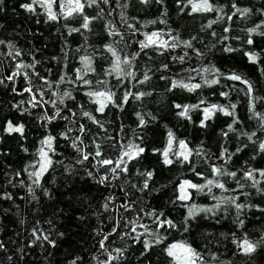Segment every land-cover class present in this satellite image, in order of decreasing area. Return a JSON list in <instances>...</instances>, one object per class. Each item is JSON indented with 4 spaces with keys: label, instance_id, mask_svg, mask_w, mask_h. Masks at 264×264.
Segmentation results:
<instances>
[{
    "label": "trees",
    "instance_id": "obj_1",
    "mask_svg": "<svg viewBox=\"0 0 264 264\" xmlns=\"http://www.w3.org/2000/svg\"><path fill=\"white\" fill-rule=\"evenodd\" d=\"M29 2L0 0V40L6 42L0 45V79H4V84H0V243L3 244V248H0V264H72L73 260H76V264H99L107 259V254L99 247V241L117 222V232L105 243L109 251L116 248L125 251L113 264H172L165 249L172 243L185 241L201 252L208 264H264V191H257L251 186L252 181L244 178V172L248 169H264V152L259 149V144L264 142V127L249 110L251 101L255 105L254 110L264 114V34H261L264 33V26L251 35L247 31L264 22V0H211L223 11L205 13H191V6L185 7L187 0H163V3L149 0L148 4L140 0H110L108 5H100L104 9V16L93 20L90 30L81 28L79 32L71 34L69 29L80 28L82 17L67 20L60 17L58 21H48L44 8L35 6L34 14L21 7ZM118 3L127 4V8L119 7ZM233 3L241 9H251V12L244 16L237 14L229 21L227 16L234 11L231 7ZM53 11L59 13L58 5H53ZM98 11L95 6L85 8V14L90 17L96 16ZM121 11L128 17V22L138 29L134 35L132 30L122 24ZM221 16L224 18L219 19ZM161 20L166 22L161 23ZM213 20L216 23L208 27ZM109 21L112 22L113 30L124 34V41L119 36H109L106 29ZM226 27L230 28L228 33L224 32ZM154 31L163 32L165 35L162 38L170 43L169 32L181 41L191 40L192 47L180 44L176 49L169 50L149 48L146 55L140 53L130 68L124 66L127 71L135 73V78L123 76L118 79L115 73L106 75L115 57L105 45H112L121 59L125 56L130 58L133 53L140 51L136 42L144 39L143 33ZM225 36L227 40L223 39ZM249 38L253 40L251 45L247 43ZM8 42L21 51L20 57L13 59L8 55L9 51H13L7 47ZM226 48L232 50L226 51ZM197 50L202 55H196ZM185 53L184 62L172 59ZM250 53L256 54V62L249 59ZM83 56L91 58L94 69L85 76L92 81L88 86L76 80V69L83 67L80 59ZM33 58L39 61L35 69L20 71L29 74L36 71L53 82L51 89L45 87L44 99L55 100L62 109L61 117L66 116L68 120L57 117L49 123L44 117L45 113L48 116L54 114L51 103L32 107L27 103L29 93L23 92L28 86L24 76L19 75L14 81L6 79L17 71L18 62L31 64ZM164 65H168L167 69ZM204 68L218 69L219 73L201 71L198 74L191 71ZM145 72L150 79L139 83ZM231 74H237L242 80L251 83V97L246 94L244 83L227 78ZM61 76L65 80L57 85L55 82ZM189 77L194 79L190 80ZM205 78L218 79L219 82L209 86ZM32 80L36 85L41 83L35 76H32ZM98 80L107 81L106 86L116 93L114 99L117 103L126 91L151 95H145L140 100L129 98L123 110L110 104L105 113L100 114L95 111L98 105L92 102L95 98L85 94L104 90L105 85L97 84ZM173 80L199 83L201 87L193 91L183 87L173 88ZM13 88L17 91L13 92ZM66 91L71 92L74 99L63 97ZM17 92H23V95ZM222 92H227L228 96H222ZM60 97L64 99L63 104L59 103ZM21 101L25 103L20 104ZM177 104L199 107H192L187 116H181L179 113L183 108L175 107ZM213 104L226 108L235 104L236 118L240 122L233 124L232 116L217 110L201 126L203 109ZM83 111L92 113L103 122L107 133L84 117ZM73 112L75 116H72ZM140 117L145 121L143 125H140ZM9 121L14 126L22 124L23 135L5 131ZM80 124L89 130L81 136L88 145L85 152L94 150L91 145L93 135L99 134L98 140L107 145L111 141H107L106 137H117L118 133V139L124 143L132 140L140 144L145 152L129 163L127 175L120 174L119 179L100 184L98 179L105 174V169L97 172L91 160L83 164L76 163L78 154L71 146V138L81 135L75 131ZM230 124H233V131H229ZM69 127L74 130L69 133L70 139L66 140L61 133ZM169 132L172 133L169 155L175 162L166 165L163 151L169 147ZM243 133L255 135L249 140ZM49 135L56 138L53 142L56 153L52 155L54 163L41 178V186L36 187L28 174L34 170L29 165L36 162L41 141ZM181 140L192 150L189 161L184 163L175 160L173 155L183 151L179 145ZM225 149L227 154H231L230 159L227 154L221 158ZM104 151L108 157L117 155L116 150L110 147H105ZM211 165L223 166L237 175L235 178L215 176ZM193 167L195 172L192 171ZM147 171L153 173L148 180L149 188L139 191L146 177L138 173ZM89 172L93 175L89 176ZM197 172L207 179L219 180L229 191L216 187L212 188L211 193H208L207 188L204 192L188 189L192 194L191 200L178 201L179 185L183 181L197 184L206 182L196 175ZM256 179L260 181L258 187L264 189V177L257 173ZM237 181L244 185L242 189L238 187ZM30 187L34 192L29 191ZM108 196L114 199L105 210L102 205ZM213 196H238L237 203L246 205L239 216L243 224L237 222L235 207L223 204L214 210V214L203 211L197 213L187 221L188 230L185 231L188 207L193 204L200 208L213 207L218 202ZM133 201V211L125 212L119 208L120 204ZM141 208L144 212H163L164 217L176 225L175 228L160 229V235L166 238L147 252L143 241L151 240L152 237L141 236L137 243L124 235L131 228L130 225L125 226V222L136 218L138 214L141 223L149 225L152 230L156 229L152 219L140 212ZM33 228L51 233L50 238L55 241V246L47 241L35 240ZM143 231L137 228V232ZM245 238L257 244L250 254H244L237 247ZM213 253L218 257L215 261L211 260ZM113 255L116 253L113 252Z\"/></svg>",
    "mask_w": 264,
    "mask_h": 264
},
{
    "label": "snow or ice",
    "instance_id": "obj_2",
    "mask_svg": "<svg viewBox=\"0 0 264 264\" xmlns=\"http://www.w3.org/2000/svg\"><path fill=\"white\" fill-rule=\"evenodd\" d=\"M141 3L143 4H148L149 0H140ZM179 2V0H178ZM110 3V0H30L29 3L22 4L21 7L25 9L28 12L34 13L36 12V7L35 6H40L44 8L46 15H47V20L48 21H58L60 17H63L65 20L74 18L76 16L82 17V24L80 25V28H71L69 29V34L73 32H79L82 29L85 30H90V24L92 23L93 20L98 19V18H103L104 16V9L100 7L101 4L108 5ZM157 3H163V0H157ZM53 5H58L59 7V13L53 11ZM191 6V13H205V12H221L223 11L222 8H217L211 0H187V4H185V7ZM97 7L99 11L97 12L96 16H88L85 14V8L86 7ZM119 7L122 8H127V4L124 5H119ZM231 7L234 9L231 15L227 16V19L229 21L232 20L233 16L240 14L241 16L247 15L251 12V9L249 8H244L241 9L239 8L235 3L231 5ZM183 10V9H181ZM189 13V14H191ZM111 15V12L108 13ZM120 18L121 22L123 25H125L128 29L132 30L133 35L138 31V29L135 28V25L132 23L128 22V17L125 15L124 11L120 12ZM224 17L221 16L219 19H223ZM134 19V18H133ZM161 23H165L166 21L161 20ZM150 23H156V21H151ZM216 23L215 20L211 21L208 25V27H211V24ZM262 26H264V22L262 24H258L256 28L248 29V33L251 35V33L257 32L258 29H260ZM106 29L108 30L109 36H119L121 41H124V34L119 32L118 30H113L112 29V22L109 21L108 25H106ZM230 31L229 27H226L224 29L225 33H228ZM264 34V33H261ZM144 39L137 41L139 45L140 51L135 52L131 55L129 58L128 56H125L123 59H121L120 55H118L117 51L112 47V45H105L107 50L111 52L112 56L115 57V59L112 61V66L111 69L106 72V75H112L116 74L117 78H121L123 76H129L135 78V73L131 71H127L124 66H127L130 68L132 66L133 61L140 55L141 52H144L145 55L147 54L146 50L149 48H163L165 50L169 49H176L180 44H183L187 48L192 47L191 40L189 41H181L178 36H172L171 32H169L167 35L170 37V40L172 41L171 43L169 40H165L162 37L165 35L163 32H151V33H143ZM213 36L216 34L213 32ZM194 40L195 37H192ZM224 40H227L228 37L225 36L223 38ZM6 42L4 40H0V45L5 44ZM247 43L251 45L253 43V40L249 38L247 40ZM127 46V42H125ZM7 47L12 49L13 51H9L8 55L12 56L13 59L16 57L21 56V51L19 49L15 48V45L12 44L11 42L7 43ZM226 51H231L232 49L226 48ZM196 55L200 56L202 55L198 50L196 51ZM249 59L252 62H256L257 56L254 53H250ZM187 56V53H185L182 56L179 57H172L173 60H179L180 62H184L185 57ZM81 62L83 64L82 68L76 69V80L81 81L83 85L88 86L91 85L92 81L88 80L85 78V76L89 73L94 71L92 68V62L91 58L88 56H83L80 58ZM33 63L31 64H25L22 62H18L16 64V69L17 71L13 72L11 75L7 76L6 79L9 81H14L15 78L19 75H23L25 80L27 81L28 86L23 89V92L29 93V100L27 101L28 104H30L32 107H37V106H43L44 104L51 103V106L55 109V112L52 116H48L47 113H45V119L50 123L53 120H55L57 117H61V111L62 109L57 105V102L55 100L52 101H47L44 99L45 97V87L48 89L52 88L53 82L49 81L46 77L41 76L39 72L33 71L31 74L27 72H21V69H35L36 64L39 63V61H35V58H33ZM165 69H167L168 65L163 66ZM191 71H195L198 74L202 71L204 73H219L218 69H209V68H204L202 70L198 69H191ZM32 76H35L41 81L39 85H36L33 83ZM230 80L233 81H241L246 85L247 91L246 94L251 97L252 92H253V87L251 83L247 80H242L241 76L237 74H231L230 76L227 77ZM150 79V76L148 75L147 72L144 73V78L143 80H140L139 83H144ZM189 79H194V77H189ZM65 80L64 76H61L59 81H56L55 83L59 85L60 83H63ZM72 83H75V81H71ZM219 82L218 79H211L208 80L205 78V83L208 84L209 86L215 85ZM97 84L105 85L104 90H97V91H88L85 94L90 97V98H95L93 99V103L97 104L98 107L95 109L97 113L104 114L105 109L111 104L120 110H123V106L128 103L129 98H134L136 100H140L143 96L145 95H151V93H145V92H139V93H132L131 91H126L123 95V97L120 99L119 103L114 99L116 96V93L111 90V88H108L107 81H100L98 80L96 82ZM0 84H4V79H0ZM172 87H183L188 89L189 91H193L195 89H198L201 87L199 83L197 84H189L185 83L183 80H173L172 81ZM35 89V91H34ZM13 92H16L17 90L15 88L12 89ZM23 92H17L18 95H23ZM52 95H56L55 92L52 93ZM222 96L227 97L228 93L227 92H222ZM39 97V99L37 98ZM63 97H67L69 99H74L72 96L71 92H64ZM63 97L59 98V103L63 104L64 99ZM25 101H21L20 104H24ZM201 103H204V101H201ZM17 107H19L17 105ZM177 108H183V111L179 113L181 116H187L190 108L192 107H199L198 105L195 106H181L179 104L175 105ZM230 108L231 110H228ZM235 104H231L227 106H219V105H211L210 107H205L203 109L204 112V120L201 121V126H204V121L209 119L215 111L219 110L220 112H223L224 115L232 116L233 117V124L239 123L240 121L238 118H236V113H235ZM255 105L251 103L250 101V112H252L253 116L258 118L262 122V127H264V114L256 112L255 110ZM76 113L73 112L72 116H75ZM82 115L89 120L95 125L99 127L103 132L107 133L108 129L105 128L104 123L101 122L95 115L88 111H83ZM64 120H68V117H61ZM145 123L143 117H140V125H143ZM233 124H230L229 131H233ZM74 129L69 127L65 132L61 133V136L64 139H70L69 133H71ZM8 133H13L17 132L23 135L24 131V126L17 125L14 126L11 121L7 123L6 129ZM78 133L81 135L76 136L75 138L72 139L71 146L72 148L76 151L78 154L76 163L83 164L85 161H93L94 162V167L96 168V171L99 172L100 169H105V174L100 175L98 179V183L100 184H106L110 183V180H116L119 179L120 174H125L127 175L129 172V163L133 160L138 159L144 152L145 149L140 146V144L135 143L132 140H128L127 143H124L122 140L118 139L117 137L119 136V133L117 134V137L108 135L106 137L107 141H111L110 144H105L102 141L98 140V135H93L91 138V145L94 150H89L87 152L84 151L85 148L88 147L84 143V140L81 139L82 135H85L88 133V129L84 124H80L78 128L75 129ZM120 131H123V128L121 127ZM227 135V133H225ZM243 135H247L248 139L251 140L252 136L255 135V133L248 134V133H243ZM56 138L49 135L45 139L41 141V147L38 149V159L36 160L35 163L30 164L29 167L34 169L33 171L29 172V177L32 179V184L35 185L36 187L41 186V178L44 176V174L49 170V168L53 165L54 161L52 159V155H55V148L53 146V142ZM137 139H140L137 137ZM171 144H172V133L169 132V147L163 151V157H164V163L166 165H171L175 161L173 158H170L169 152L171 149ZM180 148L183 149V151H180L179 153H174L173 155L175 156V160H179L181 163L188 162L189 157L192 154V150L188 149L187 144L185 141L181 140L179 141ZM105 147H110L112 149H115L117 152V155L113 157H108L105 155ZM259 149L260 151L264 152V142H261L259 144ZM237 151H240V149H237ZM200 152L197 150V155H199ZM227 154V149L223 153H221V158H223ZM228 159L231 158V154H227ZM227 163V161H225ZM211 170L212 173L215 176H229L235 178L237 173L235 171H227L223 166H216V165H211ZM27 171V169H26ZM193 172H195V168L193 167L192 169ZM260 177H264V169H248L247 171L244 172V178L247 180L252 181L251 186L254 188H257V191H264V189H260L258 185L260 184V181L256 179V174ZM139 175L145 176L146 179L143 183V187L139 189V191H144L149 188L148 180H150L153 176V173L151 171L147 172H140L138 173ZM19 175V174H17ZM89 176H92L93 173L89 172ZM197 176L201 177L202 179H205L206 182L204 184H197L193 183L189 180L183 181L179 185V195L177 196V200L181 202H186L191 200L192 194L191 192L188 191V189L195 190L196 192H204V190L207 188L208 193L212 192V188L216 187L219 188L223 191H229L226 187L225 184L220 182L219 180H213V179H207L203 176L202 173H196ZM238 187L242 189L244 185L240 184L239 181H237ZM133 187H136L133 185ZM30 192H34V189L32 187L29 188ZM232 191H236L233 189ZM45 194L47 195V189L44 190ZM244 195H247V193H243ZM10 198V197H9ZM114 198L112 196H108L105 198V203L102 205V207L107 210L109 208V204L112 202ZM213 199H216L218 202L216 205L213 207H206V208H200L196 205H192L188 207L186 204L183 206L188 207V214L187 217L185 218V231L188 230V224L187 221L189 219L194 218V216L203 211L206 213H213L215 209H219L221 205L223 204H228L232 205L235 207L237 210V222L240 223L241 225L243 224V220L239 219L241 211L246 207L245 204L237 203V200L239 199L238 196H227V197H216L213 196ZM135 202H125L119 205V208H123L125 212H130L133 211V204ZM175 203V202H173ZM119 208L117 211H119ZM140 212H144V209L141 208ZM144 215L148 216L150 219H152V222L156 225V229L152 230L150 229V226L144 223H141V217L139 214L137 215L136 218L132 220H128L125 222V226H131L130 232L125 233L124 235L129 236L132 240L135 242L139 243L141 236H150L152 237L151 240L145 239L143 241L144 243V249L145 252L150 250L155 244H161L163 243V240L166 237H163L160 235L159 230L160 229H165L167 230L168 228H175L176 225L171 219H168L164 217V213L160 212L157 213L155 210L149 211V212H144ZM164 217V218H162ZM51 223V221H49ZM119 227V222L111 229L110 232L106 233L103 235V239L99 241V247L100 249L107 254V259L104 261H100L99 264H113V261L119 260L123 254H124V249L121 248H116L113 249L112 251H109L108 247L106 246V241L109 240V237L117 232V228ZM142 228L144 231L143 232H137V228ZM135 233V235H133ZM32 235L35 237V240H43L47 241L50 245L53 247L55 246V241L50 238L51 233H45L42 229L40 228H33L32 230ZM62 235V234H61ZM123 238V236L121 237ZM33 241V243L35 242ZM257 244L255 242H251L248 239H244L242 243L238 244L237 247L242 250L244 254H250L253 252L256 248ZM0 248H3V244L0 243ZM113 252L116 253V255H113ZM166 255L171 258L172 264H208V261L205 259L204 255L197 251L195 248H193L189 243L185 242H179V243H172L170 244L166 249H165ZM143 254V253H142ZM79 259V258H77ZM94 259H97L94 257ZM218 257L216 254H211V260L215 261L217 260ZM72 264H76V260L72 261Z\"/></svg>",
    "mask_w": 264,
    "mask_h": 264
}]
</instances>
